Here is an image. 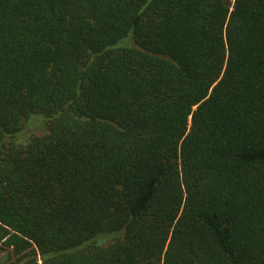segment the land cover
<instances>
[{"label": "trees", "instance_id": "obj_1", "mask_svg": "<svg viewBox=\"0 0 264 264\" xmlns=\"http://www.w3.org/2000/svg\"><path fill=\"white\" fill-rule=\"evenodd\" d=\"M0 264H264V0H0Z\"/></svg>", "mask_w": 264, "mask_h": 264}]
</instances>
